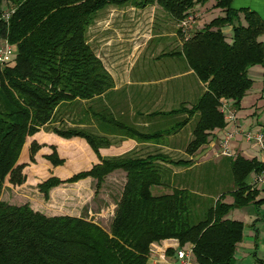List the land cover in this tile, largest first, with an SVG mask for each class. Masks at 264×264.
Returning a JSON list of instances; mask_svg holds the SVG:
<instances>
[{
    "label": "trees",
    "instance_id": "1",
    "mask_svg": "<svg viewBox=\"0 0 264 264\" xmlns=\"http://www.w3.org/2000/svg\"><path fill=\"white\" fill-rule=\"evenodd\" d=\"M209 1L0 0V40L16 48V55L0 67V264H148L153 245L164 242L192 247L197 264H235L245 225L230 213L256 205L258 192L246 180L252 173L260 175L264 164L239 155L224 157L232 187L216 194L208 180L213 164L196 173V162L189 158L226 128L223 104L238 110L253 87L250 70L264 66V20L247 9L233 10L235 0H215L224 16L187 38L178 24ZM128 6H157L168 16L182 44L163 56L182 59L206 87L191 105L147 113L142 126L117 112L118 98L113 96L124 90H116L114 78L88 42L102 11ZM228 26L233 27L231 42L223 32ZM64 116L74 125L52 131L65 139L86 140L100 163L65 181L50 178L40 190L48 198L52 189L87 178L100 189L107 176L125 172L127 182L109 233L84 217H49L29 205L1 201L7 182L22 185L26 180L25 165L17 164L26 138ZM186 128L192 136L185 149L188 159L174 160L157 149L112 157L100 153L114 146V137L161 144ZM38 148L32 146V162ZM47 158L55 166L64 164L56 152ZM169 165L190 171L177 174ZM228 193L232 204L225 202ZM174 253L167 250L170 257Z\"/></svg>",
    "mask_w": 264,
    "mask_h": 264
},
{
    "label": "rangeland",
    "instance_id": "2",
    "mask_svg": "<svg viewBox=\"0 0 264 264\" xmlns=\"http://www.w3.org/2000/svg\"><path fill=\"white\" fill-rule=\"evenodd\" d=\"M212 3L215 1L208 2L204 11L201 5L197 6V11L203 12L202 18L199 19L203 24L223 16L221 10L216 8L212 10ZM173 25L157 6L146 9L128 6L102 11L88 32V42L114 78L116 90L125 91L113 96L118 98L117 112H124L127 119L138 126L147 122V113L154 110L166 111L170 108L164 106V102L161 101L164 97L161 87L172 86L178 83V80L168 76L175 72V68L166 65L174 62L159 59V56L178 50L181 46L177 47L178 42L176 43L169 36L153 40L151 38L164 32L165 34L177 32V26L173 27ZM177 62L178 66L182 67V61L177 60ZM132 82L138 85L129 86ZM192 86H195L194 83ZM139 111L144 114L140 116ZM57 120L56 123L26 138L17 163L25 165L22 174L26 180L22 185H12L7 182L1 201L13 206L29 205L35 211L49 217L59 215L84 217L109 233L117 204L121 200L127 182L125 172L118 170L107 176L100 189L97 187L96 180L87 178L76 183H64L52 189L48 198L40 190V185L50 178L57 177L65 181L100 163L98 156L86 140L65 139L55 134L51 128H68L74 125V121L69 117L64 116ZM92 128L95 129V127ZM190 131V129L187 130L188 133ZM181 134L184 135V132ZM112 140L114 146L100 150L102 157L120 156L134 149H142L140 152L148 151L149 153L157 149L166 154L164 151L166 146L174 145L176 148L181 147V152L171 151L172 155L169 154L171 158L174 160L189 158L184 152L186 144L178 142L174 135L168 137L167 145L164 143L143 145L130 138L114 137ZM34 144H37L39 148L32 162ZM54 152L60 160L64 161L63 165L55 166L47 158ZM196 162L203 161L197 159ZM169 166L177 174L186 173L181 172L184 169ZM195 168H197L195 172L198 173L201 167ZM227 199V202L233 201L231 196ZM193 261L195 262L194 257Z\"/></svg>",
    "mask_w": 264,
    "mask_h": 264
},
{
    "label": "crops",
    "instance_id": "3",
    "mask_svg": "<svg viewBox=\"0 0 264 264\" xmlns=\"http://www.w3.org/2000/svg\"><path fill=\"white\" fill-rule=\"evenodd\" d=\"M209 2L211 3V0ZM212 4V10H214L216 1ZM199 5L202 6V11H204L206 4ZM197 6L194 8V15L197 18L196 29L199 30L205 24H208L210 22L203 24L199 20L200 18H202L203 12L197 11ZM232 9H247L258 14L264 20V0H235L232 5ZM221 11L223 12L224 16V11ZM199 14H201V16ZM166 17L168 18V16ZM199 21L201 25L199 24ZM243 24H245L244 21ZM173 27H175V24L173 25ZM223 32L226 35L228 41L231 42L233 39V27H225L223 29ZM167 36L171 37L176 43L178 42L177 47L179 45L181 46L182 38L178 31L172 32L170 34H165L164 32V34L154 35L151 39H161ZM260 41L264 43V35L260 38ZM175 58L178 61H182V67L178 66V62L177 60L175 61ZM159 59L174 62L173 64L169 63L168 65H166L168 67L175 68V72L173 74H169L168 76L173 79L177 78L176 80H178V83L172 86H162L163 89L161 87L162 96H164L161 101L164 102V106L170 107L169 109L167 108L166 111L177 108L182 103H188L189 105H191L192 103L196 102L198 98L204 93L206 87L197 79L193 71H188L186 69V63L178 57H165L162 54L159 56ZM179 68H181L182 71ZM176 70L178 72H176ZM249 76L253 80V87L248 91V93L242 100L240 108L237 110L234 107H230V105H228L231 110L235 111L237 119L231 122L227 121V126L225 129L215 132L213 138L214 141H211L209 145L203 147L195 157L190 158L195 162L197 159L203 161L200 163L196 162L192 169H196L195 167H202L210 163L213 164V171L210 172L208 180H213V186L214 190H216V194L221 192L222 190L227 191L232 187V183H230V181L227 179L229 172L228 162L226 159H224V157L217 156L221 140L224 139L228 133H233L240 129L252 128L253 130H258L260 127L264 126V66L253 67L249 72ZM133 83L134 82L130 83L129 86L138 85ZM192 83H194L195 86H192ZM188 128H190V126H188ZM188 128L183 129L174 135L175 139L178 142H183L184 144H186V146L192 138L191 134L187 132ZM182 132H184V135L181 134ZM189 136H191L190 139ZM167 140L168 138L166 139V141ZM164 145H167L166 142L164 143ZM166 147V149L164 147L163 149H165L164 151H166V154L168 155H172L171 151L177 153H179V151L181 152V147L179 148L177 146L176 148L174 145ZM231 149L233 153H237V155L232 158H236L239 155L248 160L256 159L260 163L264 164V153L260 150V148L255 144H250L243 141L241 137L236 138V141L232 143ZM186 171L190 170L184 169L181 172ZM256 178L257 175L255 173H252L246 180V182L250 186H253V188H255V190L258 192L254 201L256 205L251 204L242 209H235L230 213L231 219L240 221L245 225L243 240L237 245L235 264H264V183L255 184L254 182ZM219 188H221L222 190H220ZM228 196L232 197V195L228 193L225 198V202L228 204H232L234 202V199L232 197L233 201L231 200L230 202H227ZM160 248L164 249V247ZM156 258V256L150 258L148 264H155L154 260H156ZM194 263L197 264L196 261Z\"/></svg>",
    "mask_w": 264,
    "mask_h": 264
},
{
    "label": "built area",
    "instance_id": "4",
    "mask_svg": "<svg viewBox=\"0 0 264 264\" xmlns=\"http://www.w3.org/2000/svg\"><path fill=\"white\" fill-rule=\"evenodd\" d=\"M11 17L10 13L5 15L6 19ZM196 16L190 15L187 19L183 20L178 24V28L182 30L185 36L191 37L196 32ZM16 55V48L8 43L7 40H0V67H4L6 63ZM222 111L225 113L226 120L231 122L235 121L236 114L234 110H231L227 103L222 106ZM237 137H241L243 141L257 145L260 150L264 153V126L258 130L252 128L240 129L233 133H228L227 136L221 140L219 150L217 153L218 157H235L237 153H233L231 146L236 141ZM255 184L264 183V171L257 175ZM164 247V249L160 248ZM168 249H175L173 256L167 255ZM192 247L184 249L178 248L176 243L164 242L161 245H153L151 249L152 257H157L154 260L155 264H195L193 261Z\"/></svg>",
    "mask_w": 264,
    "mask_h": 264
}]
</instances>
